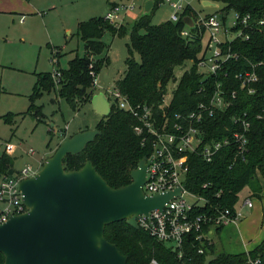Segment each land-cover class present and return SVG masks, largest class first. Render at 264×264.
Wrapping results in <instances>:
<instances>
[{"label":"trees","instance_id":"obj_1","mask_svg":"<svg viewBox=\"0 0 264 264\" xmlns=\"http://www.w3.org/2000/svg\"><path fill=\"white\" fill-rule=\"evenodd\" d=\"M210 1L222 3V12L233 11L249 15L252 20H264V0ZM154 4L149 17L136 20L129 28L124 25L114 27L103 17L80 22L76 35L83 42L84 56L75 55L65 70L58 68L60 77L57 83L52 79L51 73H40L29 97L27 113L35 118L38 115L41 117L34 101L43 93L53 91L74 111L90 103L95 93L92 87L94 79L90 72L93 71L98 76L101 69L109 64L107 55L105 58H97L107 52L108 45L103 42L106 32L113 37L129 38L127 46L130 55L125 62L124 74L115 81L114 87L133 107L158 104L167 84L175 79V68L189 60L194 63L199 60L202 42L197 36L188 39L181 36L186 28L182 19L193 15L192 8L186 7L177 22L169 20L152 25L150 20L159 6V0H154ZM188 29L194 35L195 29ZM248 34V41L236 38L226 46L237 58L224 63L221 70L209 78L211 84L215 85L219 81L224 84L229 94L236 91V98L233 105L224 114H216L204 130L207 140L231 138L234 131L239 129L238 125L233 124V116L246 113L250 123L247 130L249 153L245 161L234 159L235 149L229 146L223 148L209 163H204L199 157L190 158L186 189L208 201L205 208L195 209L196 214L212 213L216 209L225 208L232 211L238 202L237 195L246 187L252 197L264 199L259 181L260 177H264V26ZM135 54L139 55V61L135 60ZM253 65L258 81L255 93L249 96L240 90V83L234 80V76L251 71ZM178 85L171 100L174 112L188 113L198 102L204 100L196 93L201 84L195 65L182 76ZM12 116L8 115L5 122L10 123ZM136 124V120L128 112L121 111L112 104L108 116L100 119L95 126L100 134L80 154L67 156L63 161L64 170L75 171L86 162H92L110 187L118 189L129 185L130 173L136 169L140 159L149 157L152 153L147 147H141L140 138L134 135L133 127ZM13 164L14 159L3 152L0 156V175L13 174ZM222 229L217 228L215 234ZM103 234L109 243L114 244L127 257L126 264H148L151 260L158 264H203L208 254L215 256L210 264H246L247 259H259L264 264V239L253 250L236 255L217 253L214 244L205 247L199 242L191 241L183 245L182 257L178 258V250L174 251L166 244L156 242L147 233L134 229L125 222L109 224ZM198 248H204V255L197 253ZM3 261L4 257L0 253V264Z\"/></svg>","mask_w":264,"mask_h":264},{"label":"built area","instance_id":"obj_2","mask_svg":"<svg viewBox=\"0 0 264 264\" xmlns=\"http://www.w3.org/2000/svg\"><path fill=\"white\" fill-rule=\"evenodd\" d=\"M191 1L159 0V4H167L171 7L172 12L168 20L173 22L178 21L186 7L192 8L191 18L195 22V33L193 32L194 35H192L186 26L181 36L184 39L197 36L202 42L199 60L195 63L189 60L178 67L182 70L180 77L174 76L175 79L167 84L159 103L133 107L114 86L102 92L110 106L114 104L119 110L128 112L136 120L137 124L133 127V133L140 138L141 147H147L152 152L151 156H145L150 161L142 187L144 194L153 196L172 192L176 188L181 189V193L164 204L162 209L142 214L136 219L139 230L147 233L156 242L164 243L174 251L178 250V258L182 257V247L185 243L196 241L208 247L214 244L212 236L217 228L236 225L242 217L240 209L237 211L236 208L232 211L225 208L216 209L212 213L196 214L195 209L205 208L208 201L199 194L188 191L186 179L191 157H199L204 163H209L223 148L233 146L234 159L245 161L249 153L247 130L250 124L246 113L233 116V124L238 125L239 129L234 131L231 138L225 137L220 141L207 140L204 127L209 126V121L215 118L216 114H224L236 98V91L229 94L224 84L220 81L215 85L211 84L209 78L219 72L224 63L237 58V55L229 51L226 46L236 38L248 41L250 37L248 33L264 26V20H252L249 15L234 12L231 26L227 27L226 16L219 18V14L202 15L193 8ZM134 8L133 3H119L111 7L103 18L119 28L125 23L124 18L127 12ZM230 34L234 37L229 38ZM206 35L207 40L203 45ZM53 63L56 64L57 60ZM193 65H195L197 74L200 75L201 84L196 93L204 100L198 102L188 113L174 112L171 100L179 87L182 76L190 72ZM252 67L251 71L234 76V80L240 83V90L249 96L255 93L258 81L255 66ZM90 73L94 79L92 87L96 91L99 88L96 83L97 76L93 71ZM51 76L57 83L60 77L58 68L52 71ZM9 150L6 148V152ZM33 153L31 149L28 152L31 156ZM41 167V161L36 165L27 163L13 174L0 175V225L7 223L12 216L27 213L18 186L21 181L38 173ZM244 205L250 209L253 204L250 199H246ZM197 253L204 255V248H198ZM148 264L158 263L151 260ZM246 264H261V262L259 259H247Z\"/></svg>","mask_w":264,"mask_h":264},{"label":"rangeland","instance_id":"obj_3","mask_svg":"<svg viewBox=\"0 0 264 264\" xmlns=\"http://www.w3.org/2000/svg\"><path fill=\"white\" fill-rule=\"evenodd\" d=\"M28 1L29 8L42 12L44 16L26 15L27 20L19 23L16 15H0V156L5 152L14 159L11 169L13 172L27 163L36 165L42 160L43 164L47 157L53 155L63 140V135L73 136L78 131L93 129L102 119L91 104L82 105L74 111L54 91L43 93L34 101L41 117L37 114L35 118L27 110L32 88L41 72L52 73L56 68L65 70L75 55L84 56L83 42L76 35L78 22L103 17L109 9L108 0ZM109 1L116 4L120 2ZM127 1L135 5L134 10L127 12L124 18L123 25L129 28L140 13L144 0H122L123 4H129ZM200 1H191L196 11L202 15L219 14V18L226 16V26H231L233 11L222 12L223 4L217 9L202 8ZM171 12L169 5L159 4L150 20L152 25L169 21ZM66 31H70V34L67 35ZM233 37L230 34L229 38ZM206 40L207 35L203 45ZM103 42L108 45L110 62L96 77L97 87L101 92L106 88H113L115 81L121 78L130 55L127 36L113 37L106 32ZM106 55L105 52L104 56L97 58H105ZM134 58L139 61L138 54ZM54 60H57L56 64L53 63ZM181 72V69L175 68L174 76L180 77ZM10 114L13 115L11 119L8 118L10 123H6L5 119ZM6 148L10 150L6 152ZM30 149L34 152L32 156L28 154ZM259 181L264 192V177ZM250 194L246 187L237 195L235 208L237 211L240 209L242 214L240 221L212 236L217 253L241 254L264 235V199ZM246 199L252 201V209L242 208Z\"/></svg>","mask_w":264,"mask_h":264},{"label":"water","instance_id":"obj_4","mask_svg":"<svg viewBox=\"0 0 264 264\" xmlns=\"http://www.w3.org/2000/svg\"><path fill=\"white\" fill-rule=\"evenodd\" d=\"M199 3L202 8L216 9L222 4L210 0ZM142 5L136 20L149 17L155 7L154 0H144ZM182 20L188 28L195 29L190 16ZM89 104L100 117L108 116L110 105L102 92L93 95ZM99 134L93 128L65 138L38 173L20 182L18 188L27 213L12 216L0 225L3 264H126L127 257L105 239V227L125 222L138 230V216L162 209L181 193L176 188L164 194H144L142 187L150 161L146 157L130 173L129 185L118 189L106 184L92 162L78 170L65 171L64 159L80 154ZM214 259L208 254L203 264Z\"/></svg>","mask_w":264,"mask_h":264},{"label":"crops","instance_id":"obj_5","mask_svg":"<svg viewBox=\"0 0 264 264\" xmlns=\"http://www.w3.org/2000/svg\"><path fill=\"white\" fill-rule=\"evenodd\" d=\"M119 1H120L119 3H123L122 0H119ZM25 2H27V3H25ZM119 3H117V4H119ZM127 3H133V2H128L127 1ZM117 4L114 3V2H111L109 0L107 2V6H109V9L111 7H113L114 5H117ZM28 6H30V3H29V1H25V0H0V15H5V14L16 15V16L19 17V23H24V21L27 20L26 15H28V16H37V17L38 16H41V17L44 16V15H42L43 14L42 12L33 10V9L29 8ZM192 6H193V4H192ZM53 8L56 9L55 6ZM193 8H194V6H193ZM92 18H95V17H92ZM79 23L80 22H78V24ZM66 34L69 35L70 34V31H66ZM108 52H109V48H108V51L106 52L107 56L109 55ZM108 58H109V62H110V57L108 56ZM97 93H101V91L99 89H97L95 91L94 95L97 94ZM78 132H82V131H78ZM67 137H71V136L63 135V140L65 138H67ZM243 207L247 208L244 204H243L242 208ZM252 208H253V205H252V207L250 209H252ZM228 226H231V225H227L224 228H226ZM224 228H223V230H224ZM262 239H264V235L260 236V238H258L257 242H255L254 244H252L251 245L252 247L247 248L245 252H249V251L253 250Z\"/></svg>","mask_w":264,"mask_h":264}]
</instances>
